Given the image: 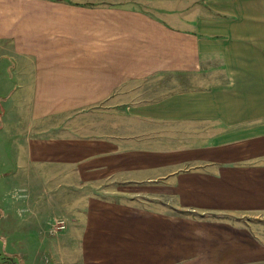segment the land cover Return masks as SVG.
I'll use <instances>...</instances> for the list:
<instances>
[{
    "label": "crops",
    "instance_id": "crops-1",
    "mask_svg": "<svg viewBox=\"0 0 264 264\" xmlns=\"http://www.w3.org/2000/svg\"><path fill=\"white\" fill-rule=\"evenodd\" d=\"M85 1L0 0V55L25 90L29 133L51 120L62 131L38 160L154 187L170 200L155 202L157 216H186L159 230L183 225L186 248L199 247L190 261L254 262L264 247V0Z\"/></svg>",
    "mask_w": 264,
    "mask_h": 264
},
{
    "label": "rangeland",
    "instance_id": "rangeland-1",
    "mask_svg": "<svg viewBox=\"0 0 264 264\" xmlns=\"http://www.w3.org/2000/svg\"><path fill=\"white\" fill-rule=\"evenodd\" d=\"M10 63L0 55V264H202L190 261L199 257V247L186 248L183 225L177 223L180 232L170 236L159 230L161 219L169 227L186 216L173 207L171 217L177 216H157L165 207L155 202L170 200L152 197L154 187L112 184L101 175L89 181L73 169L38 160L42 147L48 141L55 146L62 131L51 120L40 128L44 134L29 133L25 90L17 91L19 74ZM144 189L146 198H137ZM246 218L263 219L241 217ZM255 233L264 245V230ZM258 250L254 262L235 264H264V247Z\"/></svg>",
    "mask_w": 264,
    "mask_h": 264
}]
</instances>
